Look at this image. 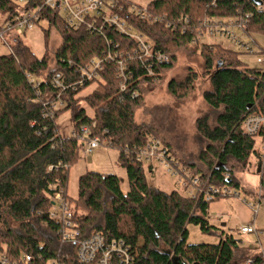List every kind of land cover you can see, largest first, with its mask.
<instances>
[{"label": "trees", "instance_id": "1", "mask_svg": "<svg viewBox=\"0 0 264 264\" xmlns=\"http://www.w3.org/2000/svg\"><path fill=\"white\" fill-rule=\"evenodd\" d=\"M18 1L0 0V27L18 11ZM28 2L35 7L42 1ZM148 9L165 20L150 24L128 11L125 16L156 48L169 55L170 61L156 69L158 81L148 76L137 60H129L133 79L125 91L120 89L113 62L105 65L98 78L74 85L79 78L77 66L102 57L114 48L112 43H119L121 51H132L136 44L108 28L105 36L85 28L71 29L49 9H42V17L50 27L59 28L62 37L54 53V69H49L47 54L37 57L19 36L13 37L12 51L0 56V245L11 256L29 254L35 264L50 260L81 264L76 247L62 243L58 225L49 215L54 194L62 192L84 236L100 233L107 242L123 240L137 251V264H243L249 258L264 264L261 251L242 246L232 233L210 223V202L150 185L143 162L137 159L148 133H153L193 175L239 188L235 171L244 170L255 157L264 196L259 149L264 127L257 137L243 128L248 115L264 114V68L249 67L238 52L220 44L195 41L206 22L214 20H236L246 34H264V0H149ZM169 21L175 22V28L167 25ZM44 37L48 47L49 29L44 30ZM185 52L203 59L211 85L203 99L213 113L196 119L200 145L196 153H186L162 123L138 122L136 118V110L145 103L144 94L164 81ZM58 72L63 73L65 84L72 86L61 95L65 105L49 116L45 103L58 95L51 82ZM28 75L35 77V83ZM197 78L196 72L189 71L182 79L171 78L167 89L175 99H185ZM92 84L96 87L81 95ZM134 91L139 95L134 96ZM66 111L74 131L89 128L84 141L60 133L57 119ZM96 136L101 144L110 142L119 150L118 161L125 168L129 189L123 191L116 174L88 170L79 177L78 197L73 199L67 194L70 168L86 141ZM236 164L241 168L236 169ZM226 172L230 173L228 178ZM190 224L216 232L219 241L188 243Z\"/></svg>", "mask_w": 264, "mask_h": 264}, {"label": "built area", "instance_id": "2", "mask_svg": "<svg viewBox=\"0 0 264 264\" xmlns=\"http://www.w3.org/2000/svg\"><path fill=\"white\" fill-rule=\"evenodd\" d=\"M41 5L31 7L28 0H19L20 8L12 15L11 18L0 27V37L2 39L14 34V31L23 28L25 30H34L35 24L43 19L42 9L52 10L60 15L64 24L74 30L85 28L91 33L104 35L106 28L112 29L122 35L134 39L136 46L132 51H121L119 43H112L114 48H110L102 57L91 58L84 64L77 66L76 70L79 74L78 81L74 85H83L85 82L94 80L100 76L109 62H113L115 66L116 76L120 81L121 91L127 89L128 83L133 79V69L129 64V60H137L145 69L146 74L158 81L156 69L170 61L168 54L154 46L146 35L137 31L125 16V11L136 15L141 20L150 24L163 22L165 18L153 14L148 9V3L141 4L132 0H41ZM125 2V3H124ZM188 22V21H187ZM197 35L195 41H200L201 37L206 34L208 36L228 37L239 45L246 46L248 51L254 52L252 46L244 43L229 30V25L237 24L243 28L236 20L224 19L214 20ZM168 26L175 28V22L169 21ZM9 45V44H8ZM115 49V50H114ZM10 51H12L10 45ZM264 53V52H263ZM264 66V57L259 60ZM29 81L35 83V77L28 75ZM51 82L58 89V95L55 100L46 102V115L53 116L56 110L65 105L61 98L64 91L72 85L65 84L63 73L58 72L53 75ZM37 86L39 83L36 84ZM139 93L134 91V96ZM264 127V114H250L243 123L244 131L253 137H257ZM89 134V128L83 126L81 133L73 130V136L85 140ZM110 142H105V144ZM87 153H92L101 144L100 137L96 136L86 141ZM259 149L261 151V168L264 167V141H260ZM138 160L142 162L148 161L149 168L155 170V165L159 164L166 171L175 176L176 183L183 186L184 193L193 198H201L204 201L211 202L220 197L230 195H239L233 192L234 187L229 185H217L210 180V177L196 176L191 171L179 163L163 145L161 139L153 133H148L147 141L144 147L138 151ZM144 165V162H143ZM225 177H229L230 173H224ZM255 214L258 213L262 205H264V196L259 190L258 195L253 200H245ZM50 218L58 225V233L62 243L73 245L76 247V256L81 264H137V251L132 250L130 245L123 240L117 239L107 242L105 237L100 233H93L84 236L78 223L74 219L72 207L67 199L64 198L62 192H57L53 197V207L50 211ZM211 216H207L210 220ZM256 229L252 224L243 225L240 228L242 234L255 232ZM264 256V251L262 252ZM0 264H35L33 257L29 254H22L19 257L11 256L6 247L0 245ZM47 264H64L59 260H50ZM246 264H255L252 258L247 259Z\"/></svg>", "mask_w": 264, "mask_h": 264}, {"label": "rangeland", "instance_id": "3", "mask_svg": "<svg viewBox=\"0 0 264 264\" xmlns=\"http://www.w3.org/2000/svg\"><path fill=\"white\" fill-rule=\"evenodd\" d=\"M136 3L146 4L149 0H132ZM1 19V16H0ZM49 29V46H46L44 30ZM239 40L252 46L254 52L248 51L246 46L239 45L228 37L208 36L201 37L202 42L220 44L239 53L240 59L249 67L264 68L259 62L264 57V34L253 32L248 35L243 28L237 24L229 25ZM19 36L39 58L47 54L49 69L55 68L54 53L61 44V30L51 26L47 20L35 24L34 30L19 28L14 34L2 39L0 37V56L10 52V45L13 37ZM9 44V45H8ZM189 71L197 73L194 89L190 94L181 100L175 99L167 89V82L171 78L182 79ZM44 75V73H42ZM96 87L92 84L84 89L81 95H86ZM208 73L204 68L203 59L196 54H180L177 63L166 74L164 81L144 94V105L136 110L137 121L156 120L164 125L165 131L181 144L186 153H196L199 149L198 138L196 137V119L204 114L213 113L203 99V93L210 88ZM89 114L92 110L83 103ZM57 125L63 136H70L73 132V123L70 112L66 111L57 119ZM87 144H85V149ZM85 149L79 153L78 160L70 168L67 187L68 196L76 199L79 192V177L88 170H95L103 173L116 174L121 180V187L124 192L129 189V183L125 168L118 161L119 150L115 147L100 144L92 153ZM256 158L252 157L250 163L244 170L235 171V177L240 182L239 188L232 189L239 195H230L213 200L209 204L208 212L210 223L216 225L228 233H232L240 240V244L252 250L264 251V205L255 214L245 200H253L257 197L260 188V175L256 169ZM146 179L152 186L167 192L179 190L184 193L183 186L176 183L175 176L169 174L164 167L155 165L154 172H150L148 161L144 160ZM233 163V162H232ZM236 164V169H240ZM225 224V225H224ZM252 224L255 232L242 234L240 228L243 225ZM188 243H217L219 237L216 232L203 231L200 226L190 224ZM243 264H246L244 262Z\"/></svg>", "mask_w": 264, "mask_h": 264}, {"label": "crops", "instance_id": "4", "mask_svg": "<svg viewBox=\"0 0 264 264\" xmlns=\"http://www.w3.org/2000/svg\"><path fill=\"white\" fill-rule=\"evenodd\" d=\"M148 171H150V172H152V173L154 172V171H152V169H151V168H149V170H148ZM259 190H260V188H259ZM224 225H225V224H224ZM253 251H254V252H260V251H261V252H263V251H262V250H260V249L253 250Z\"/></svg>", "mask_w": 264, "mask_h": 264}, {"label": "water", "instance_id": "5", "mask_svg": "<svg viewBox=\"0 0 264 264\" xmlns=\"http://www.w3.org/2000/svg\"><path fill=\"white\" fill-rule=\"evenodd\" d=\"M260 5H262V1H259L258 2ZM218 66H221V63H219V65ZM258 172H259V170H258ZM175 260V259H174ZM176 261V260H175Z\"/></svg>", "mask_w": 264, "mask_h": 264}]
</instances>
